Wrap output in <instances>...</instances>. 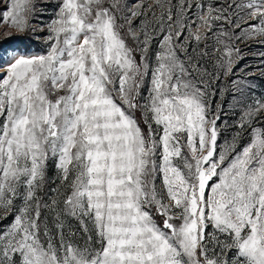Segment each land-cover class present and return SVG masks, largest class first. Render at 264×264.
<instances>
[{
	"label": "snow or ice",
	"instance_id": "snow-or-ice-1",
	"mask_svg": "<svg viewBox=\"0 0 264 264\" xmlns=\"http://www.w3.org/2000/svg\"><path fill=\"white\" fill-rule=\"evenodd\" d=\"M254 46L264 0H0V264H264Z\"/></svg>",
	"mask_w": 264,
	"mask_h": 264
},
{
	"label": "rangeland",
	"instance_id": "rangeland-1",
	"mask_svg": "<svg viewBox=\"0 0 264 264\" xmlns=\"http://www.w3.org/2000/svg\"><path fill=\"white\" fill-rule=\"evenodd\" d=\"M264 49H261L259 47H253L252 48V52L250 54H248V60L247 63H254L255 61H257L259 58L255 55L256 53L262 51ZM258 83H261V81H258Z\"/></svg>",
	"mask_w": 264,
	"mask_h": 264
}]
</instances>
